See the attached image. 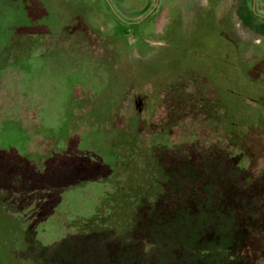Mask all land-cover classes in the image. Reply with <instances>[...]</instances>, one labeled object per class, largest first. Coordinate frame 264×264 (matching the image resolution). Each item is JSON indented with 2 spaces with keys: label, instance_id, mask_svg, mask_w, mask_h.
I'll return each mask as SVG.
<instances>
[{
  "label": "rangeland",
  "instance_id": "rangeland-1",
  "mask_svg": "<svg viewBox=\"0 0 264 264\" xmlns=\"http://www.w3.org/2000/svg\"><path fill=\"white\" fill-rule=\"evenodd\" d=\"M263 24L0 0V264H264Z\"/></svg>",
  "mask_w": 264,
  "mask_h": 264
},
{
  "label": "trees",
  "instance_id": "trees-1",
  "mask_svg": "<svg viewBox=\"0 0 264 264\" xmlns=\"http://www.w3.org/2000/svg\"><path fill=\"white\" fill-rule=\"evenodd\" d=\"M245 9V14L240 13V18L243 21V24L250 28H255L256 24L254 23V15L252 11H249L247 8ZM261 32L264 33V24L261 25Z\"/></svg>",
  "mask_w": 264,
  "mask_h": 264
}]
</instances>
